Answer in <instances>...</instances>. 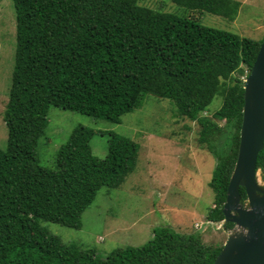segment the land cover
<instances>
[{"label": "trees", "instance_id": "16d2710c", "mask_svg": "<svg viewBox=\"0 0 264 264\" xmlns=\"http://www.w3.org/2000/svg\"><path fill=\"white\" fill-rule=\"evenodd\" d=\"M170 1L185 9L182 14L138 0H12L16 44L3 112L7 141L0 148V264H213L221 246L167 226L155 227L140 246L104 257L39 226L50 221L80 228L98 190L118 188L134 170L139 149L132 139L108 132L107 154L97 157L90 147L93 130L78 125L60 146L54 167L41 166L37 143L50 106L119 123L146 94L169 99L176 116L199 124L200 143L217 160L209 182L214 207L207 217L223 220L244 94L234 72L243 66L250 71L263 38L203 25L185 14L195 10L234 20L239 1ZM218 94L222 103L213 118L201 115ZM256 168L264 179V145ZM239 192L246 200L244 189Z\"/></svg>", "mask_w": 264, "mask_h": 264}, {"label": "rangeland", "instance_id": "374dc122", "mask_svg": "<svg viewBox=\"0 0 264 264\" xmlns=\"http://www.w3.org/2000/svg\"><path fill=\"white\" fill-rule=\"evenodd\" d=\"M240 2L234 20L220 15L187 10L185 14L199 23L260 40L264 37V0ZM138 4L161 12L182 14L183 7L170 0H138ZM15 13L12 0H0V148L5 149L7 127L3 112L8 100L15 53ZM242 66V65H241ZM234 72L244 84L248 69ZM222 96H214L201 115L212 117ZM213 118V117H212ZM47 126L37 143L38 163L54 167L56 154L72 130L83 125L93 130L91 152L107 154L108 132L126 136L139 146L136 166L118 188L101 187L93 202L81 215V227L71 228L42 221L51 234L63 243L88 249L104 257L117 248L140 246L153 229L167 226L179 234H196L203 244L223 246L233 233L234 224L225 228L223 220H208L214 207V192L209 185L217 162L199 140L196 121L175 115V106L167 98L146 94L140 107L121 116L119 123L79 112L50 106ZM215 120L224 125V120ZM260 170L257 181L264 189ZM247 206V201H242ZM95 252V253H94Z\"/></svg>", "mask_w": 264, "mask_h": 264}, {"label": "water", "instance_id": "95a60500", "mask_svg": "<svg viewBox=\"0 0 264 264\" xmlns=\"http://www.w3.org/2000/svg\"><path fill=\"white\" fill-rule=\"evenodd\" d=\"M243 89L237 155L222 205L223 222L235 227L213 264H264V189L256 168L264 145V37ZM240 188L245 191L246 207Z\"/></svg>", "mask_w": 264, "mask_h": 264}]
</instances>
